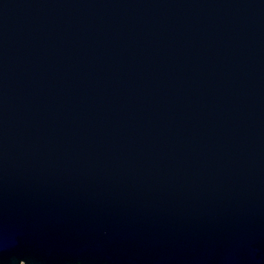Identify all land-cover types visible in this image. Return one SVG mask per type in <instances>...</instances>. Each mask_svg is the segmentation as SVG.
<instances>
[{
  "label": "water",
  "instance_id": "obj_1",
  "mask_svg": "<svg viewBox=\"0 0 264 264\" xmlns=\"http://www.w3.org/2000/svg\"><path fill=\"white\" fill-rule=\"evenodd\" d=\"M264 264V0H0V264Z\"/></svg>",
  "mask_w": 264,
  "mask_h": 264
},
{
  "label": "rangeland",
  "instance_id": "obj_2",
  "mask_svg": "<svg viewBox=\"0 0 264 264\" xmlns=\"http://www.w3.org/2000/svg\"><path fill=\"white\" fill-rule=\"evenodd\" d=\"M20 264H26V263L22 262V263H20Z\"/></svg>",
  "mask_w": 264,
  "mask_h": 264
}]
</instances>
